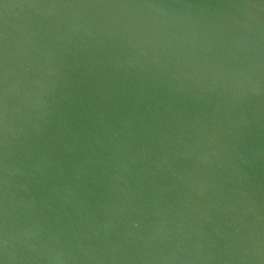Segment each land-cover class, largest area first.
Segmentation results:
<instances>
[{
    "label": "water",
    "instance_id": "1",
    "mask_svg": "<svg viewBox=\"0 0 264 264\" xmlns=\"http://www.w3.org/2000/svg\"><path fill=\"white\" fill-rule=\"evenodd\" d=\"M3 264H264V0H0Z\"/></svg>",
    "mask_w": 264,
    "mask_h": 264
},
{
    "label": "snow or ice",
    "instance_id": "2",
    "mask_svg": "<svg viewBox=\"0 0 264 264\" xmlns=\"http://www.w3.org/2000/svg\"><path fill=\"white\" fill-rule=\"evenodd\" d=\"M0 264H3V261H0Z\"/></svg>",
    "mask_w": 264,
    "mask_h": 264
}]
</instances>
